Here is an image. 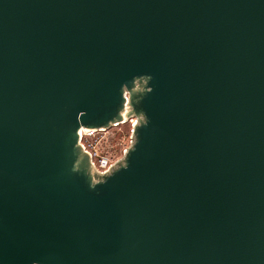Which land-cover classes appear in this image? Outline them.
I'll list each match as a JSON object with an SVG mask.
<instances>
[{"label": "water", "instance_id": "obj_1", "mask_svg": "<svg viewBox=\"0 0 264 264\" xmlns=\"http://www.w3.org/2000/svg\"><path fill=\"white\" fill-rule=\"evenodd\" d=\"M0 264H264V0H0Z\"/></svg>", "mask_w": 264, "mask_h": 264}, {"label": "built area", "instance_id": "obj_2", "mask_svg": "<svg viewBox=\"0 0 264 264\" xmlns=\"http://www.w3.org/2000/svg\"><path fill=\"white\" fill-rule=\"evenodd\" d=\"M110 135L109 130H81L80 144L83 150L90 155L91 163L98 173L105 172L113 163L122 159L125 151L131 147V142H129L128 147L121 150L114 149L113 138ZM110 138H112L111 143L113 145L110 144Z\"/></svg>", "mask_w": 264, "mask_h": 264}, {"label": "rangeland", "instance_id": "obj_3", "mask_svg": "<svg viewBox=\"0 0 264 264\" xmlns=\"http://www.w3.org/2000/svg\"><path fill=\"white\" fill-rule=\"evenodd\" d=\"M133 126L134 124L130 121L128 123L120 124L116 127H113L111 131L109 130L111 134L110 136H112L114 142L113 145L111 143L112 138H110V144L113 145L114 149L118 148L119 150H121L122 148L129 146L130 138L133 132Z\"/></svg>", "mask_w": 264, "mask_h": 264}, {"label": "bare ground", "instance_id": "obj_4", "mask_svg": "<svg viewBox=\"0 0 264 264\" xmlns=\"http://www.w3.org/2000/svg\"><path fill=\"white\" fill-rule=\"evenodd\" d=\"M132 123H134V121Z\"/></svg>", "mask_w": 264, "mask_h": 264}]
</instances>
